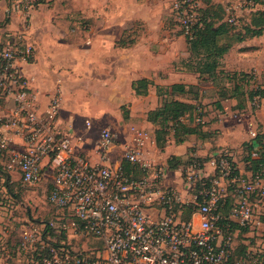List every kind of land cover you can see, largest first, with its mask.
I'll use <instances>...</instances> for the list:
<instances>
[{
  "label": "built area",
  "instance_id": "obj_1",
  "mask_svg": "<svg viewBox=\"0 0 264 264\" xmlns=\"http://www.w3.org/2000/svg\"><path fill=\"white\" fill-rule=\"evenodd\" d=\"M194 3L178 0L174 6L186 37L196 23ZM24 37L15 34L0 48V98L10 103L0 116V150L24 182L51 178L49 201L59 209L51 227L103 244L74 252L53 248L42 264H264V248L251 234L263 224V177L235 174L224 151L171 174L150 155V133L136 126L124 130L122 141L102 128L94 154L85 153L87 140L61 124L59 91L46 94L43 103L27 80L22 64L36 54ZM262 100L256 95L250 102ZM116 142L121 154L114 158ZM38 231L21 230L23 249Z\"/></svg>",
  "mask_w": 264,
  "mask_h": 264
},
{
  "label": "rangeland",
  "instance_id": "obj_2",
  "mask_svg": "<svg viewBox=\"0 0 264 264\" xmlns=\"http://www.w3.org/2000/svg\"><path fill=\"white\" fill-rule=\"evenodd\" d=\"M6 1L9 6L6 13L10 14L11 19L7 25H10L8 31H4L3 37L0 38L2 42L0 44H6L15 34H22L25 40L33 44L36 54L33 62L22 64L27 80L31 85V73L32 76L38 73L39 84L44 85L50 81L52 89L43 94L59 91L62 106L73 110L71 111L74 117L73 125L78 136L98 137L102 128L110 127L122 141L125 129L129 126L139 128V99L134 101L128 91L129 79L133 78L130 75L133 67L125 66L126 78L122 77L119 80L116 77L117 84L121 87L126 85L123 88L126 89L123 96L113 95L109 87L113 75L112 66L107 67L105 64L107 60L103 50L95 52L92 49L94 36L100 31L97 30L98 27L102 29L106 24L111 30V36L121 37L128 42L134 40L136 44L133 46L134 49L125 53L130 59L139 58L140 37L145 24H152L154 30L152 39L158 42L160 52L163 50L162 46L173 45L176 54L170 53L168 57L175 56V68L187 67L186 62L190 56L189 44L174 9L178 0H46L43 3H37L35 0ZM193 2L195 3L192 12L197 21L202 0H193ZM213 3L214 15H222L224 20L229 22L232 33L242 32L255 10L264 8V5L254 3V0H213ZM219 6H223L225 13L219 9ZM95 8L98 9L94 13ZM101 12L103 16L100 15ZM221 42L227 43L229 39L222 38ZM258 44L259 46H256L260 50L256 51L254 56L264 60V41ZM197 60L193 59L194 62H198ZM249 73L254 79L244 82L246 92L258 86L264 88V71L259 67H252ZM202 86L205 84L202 83ZM205 95L206 103L201 104L205 114V126H219L220 132L218 130L213 136H218L222 132L221 140L225 145L219 147L208 144L206 147L209 152L205 156L194 152L193 160L207 161L216 153L224 151L230 154L241 173L248 178L250 174L246 173L245 163L242 160L244 155L242 143L264 130V98L259 105L248 102L243 110L236 108V100L223 99L224 106L221 110L212 101L215 98L220 99L215 91H208ZM8 106H10L8 102L0 104V116L8 113ZM62 117L67 116L62 114ZM87 120L92 123L90 127L86 125ZM61 124L68 126L69 123L62 119ZM116 143L118 145L114 151L116 154H113L114 158L121 154L118 148L120 142ZM194 148L198 149V146ZM214 151L215 153H212ZM8 161L6 159L4 172L8 174L18 198L7 193L3 186L4 179L0 177V220L9 228L14 238L10 247L11 253L15 255L21 253V257L32 261L37 256L35 251L48 246L45 239H42L43 227L36 221L56 220L59 209L49 201L51 178L47 177L39 183L24 182L16 170L8 167ZM189 164L182 163L179 167L186 172ZM204 165L208 167L206 163ZM261 205L263 224L253 228L251 234L253 242L264 248V200ZM25 226L36 227L39 230L36 233V241L27 249H23L20 244L21 230ZM3 231L5 232V229ZM46 240L52 244L64 243L65 247L73 252L98 247L95 239L82 234L70 233L63 238L51 231V234L46 235Z\"/></svg>",
  "mask_w": 264,
  "mask_h": 264
},
{
  "label": "trees",
  "instance_id": "obj_3",
  "mask_svg": "<svg viewBox=\"0 0 264 264\" xmlns=\"http://www.w3.org/2000/svg\"><path fill=\"white\" fill-rule=\"evenodd\" d=\"M46 0H37V3H43ZM52 1V0H50ZM254 3L264 5V0H254ZM213 0L205 2L199 8V19L193 26L192 37H186L189 44V59L186 62L187 69L199 74L201 81H210L216 87V92L220 99H236V108L243 110L247 107L248 102L253 100L256 95L264 98V88L258 86L246 92L244 89L245 81H253L254 76L245 71H228L222 68V59L224 55L233 46V41L242 42L252 37L261 36L264 33V8L257 9L252 14L250 22L244 27L242 32H231L230 24L224 20L223 16L214 15ZM219 9L224 12L223 6ZM225 13V12H224ZM10 14L3 22L0 23V28L10 22ZM222 38H228L229 42L222 43ZM231 41V42H230ZM235 42V43H236ZM135 43L134 40L126 41L121 39L117 44L121 47L131 46ZM2 45L0 44V48ZM193 59H198L194 62ZM156 85L157 95L160 104L157 108L148 112L147 119L155 126V137L157 146L164 149L170 139H174L176 143H182L189 136L196 135L198 138L205 140L211 138L217 131L205 130L204 111L202 110V101L200 98V84H184L174 83L171 85L155 84L153 80L147 78H140L132 81V87L137 95H147L149 88ZM204 97V95H203ZM188 99L199 100L196 102L187 101ZM221 100L215 101L217 108L223 109ZM3 98H0V104H4ZM199 109L201 111L199 112ZM200 114L202 121H197ZM243 158L245 163V170L250 171L253 177L259 175L264 178V132L259 131L249 141L243 143ZM233 168L234 173L239 174L241 170L236 165V162L231 156L228 157ZM9 160L6 153L0 150V177L4 179L3 186L7 193L18 198L17 194L10 183L8 174L4 172L5 161ZM194 157L190 156L188 159L172 157L169 159V165L173 169L179 168L183 164H189ZM206 161V160H204ZM127 169L134 168L133 165L126 163ZM38 225H42L43 238L48 246L41 250L35 251L37 256L32 261H27L26 264H42L45 257H49L53 248L65 246L64 243H51L46 240V235L51 234V231L57 233L63 238L67 235L60 232L58 229L50 226V221H36ZM94 239V238H93ZM97 241V240H96ZM98 242V248H102L101 241ZM96 248V247H95ZM27 259L25 258V261Z\"/></svg>",
  "mask_w": 264,
  "mask_h": 264
},
{
  "label": "crops",
  "instance_id": "obj_4",
  "mask_svg": "<svg viewBox=\"0 0 264 264\" xmlns=\"http://www.w3.org/2000/svg\"><path fill=\"white\" fill-rule=\"evenodd\" d=\"M7 6L8 4L6 0H4L3 2H0V23L3 22L7 16V13H6ZM97 9L98 8H95L93 12L95 13ZM102 14L103 13L101 12L100 15ZM7 25L0 28V38L3 37L4 31H8L10 25L9 26ZM104 26L105 27L102 29H100L101 27H98L97 30H100V31L97 32L96 35L94 36V41H92L93 42L92 49L95 52L96 50H98L99 52L103 50L106 56V60H107L105 64H107V67L108 65L109 67L110 65L112 66L113 75H112V79H110L109 87L111 89L110 92L113 95L123 96V94L126 91V89H123V88H125L126 85H124V87H121L120 84H117L116 77H118L119 80H121L122 77L126 78L125 70H124L125 66L131 65L133 67L130 73V75L133 76V78L129 79V82H128L129 90L128 91L132 95V98L134 99V101L136 99H139V128L147 130L150 133V136L154 141V144L150 145V155L151 156H154V158L159 163L168 165L169 170L172 174L175 170H178L180 168L179 167L177 169H173L170 167L168 162H169V159H171L172 157H177L179 159L182 158L183 160H185L188 157L193 156L194 152H197L198 155L205 156L209 152V149L206 147L208 144L210 145L215 144L216 146H219V147H221L222 145H225L224 142L221 140L222 139V132H221L219 133L218 136H212L211 138H208L205 140L198 138L196 135H191L182 143H176L175 140L172 138L169 140V142L167 143L164 149H160L155 143L156 142V137H155L156 126L147 119L148 112L150 110L157 108L160 104V100L157 95L156 85L150 86L149 93L147 95H137L132 87V81L136 79H140V78H147V79L153 80L155 84H159V85H171L174 83H184L188 85L189 84H200L201 95H200L199 100H201L202 103H206L205 100L207 97L205 94L208 91H211V92L215 91V93L217 94L216 87L210 81H205V82L201 81V79L199 78V74L188 70L186 67L181 68V69L175 68V61H176L175 56L168 57L170 53H175L174 46L173 45L167 46L168 44L165 46H162L163 50L160 52L158 48V42H155L152 39V34L154 33L152 24H147V23L145 24V29L143 30V34L140 37L139 58L131 57L130 59L127 58L126 56L127 54L125 53H127L128 50L134 49L133 46L136 44H133L131 46H126V47L119 46L117 44V41L121 40L122 38L116 37L113 35L111 36L112 34L111 30H109L106 24H104ZM262 41H264V33L261 36L252 37L242 42L234 43L231 49L224 55L222 59V68L228 71L249 72L252 67L254 68L259 67L261 68V70L264 71V60L260 59L257 56H254L256 55L255 54L256 51L260 50V49H257L259 46L258 43H261ZM233 57H235L236 59H232ZM37 74L32 76L33 74L31 73V77H32L31 86L39 93V96L41 98L40 100L41 102L44 103L46 102V98H45L46 94H43V93L52 89V86L50 85V81H47V83L44 85L39 84L38 82L40 78L38 77ZM202 83H204L205 86H202ZM199 100L188 99L187 101L196 102ZM233 100H236V99H233ZM212 101L214 102L217 101V98L213 99ZM223 101L224 100H221L220 102L224 106ZM236 103H237V100H236ZM71 111L73 110L65 109L64 106H62L60 119L62 118L63 120L67 121V123H69L68 125L72 126L73 131L76 134V130L73 125L74 117ZM62 114L66 115L67 117L66 118L62 117ZM204 129L218 132L220 128L219 126L212 125V126H205ZM96 138L97 137H94V138L84 137V139L87 140L86 141L87 144L83 145L82 147L83 150H85V153L89 155L94 154V140ZM246 141H249V139ZM202 143H203V146H202ZM195 146H198V149H195L194 148ZM242 147H243V143H242ZM204 152L205 154H202ZM212 153H215V151ZM246 173L251 174L250 171H246ZM171 180L172 178L169 179V181ZM3 229H5V232L3 231ZM13 241H14V238L11 236L9 228H7L4 225V222L0 220V264H26L25 257H21V253H19V255H15V253L13 254L11 253L10 247L11 245H13ZM27 261L28 260H26V262Z\"/></svg>",
  "mask_w": 264,
  "mask_h": 264
}]
</instances>
